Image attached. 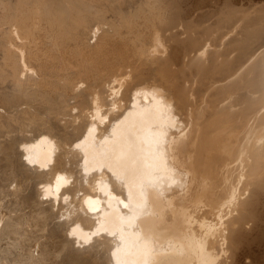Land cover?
Listing matches in <instances>:
<instances>
[{"label":"bare ground","instance_id":"bare-ground-1","mask_svg":"<svg viewBox=\"0 0 264 264\" xmlns=\"http://www.w3.org/2000/svg\"><path fill=\"white\" fill-rule=\"evenodd\" d=\"M264 0H0V264H264Z\"/></svg>","mask_w":264,"mask_h":264},{"label":"rangeland","instance_id":"rangeland-1","mask_svg":"<svg viewBox=\"0 0 264 264\" xmlns=\"http://www.w3.org/2000/svg\"><path fill=\"white\" fill-rule=\"evenodd\" d=\"M262 249H263V252H264V246H263V248H262Z\"/></svg>","mask_w":264,"mask_h":264}]
</instances>
